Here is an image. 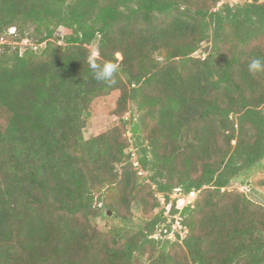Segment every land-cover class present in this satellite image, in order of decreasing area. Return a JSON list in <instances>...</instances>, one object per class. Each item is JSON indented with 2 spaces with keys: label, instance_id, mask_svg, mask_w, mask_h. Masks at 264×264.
<instances>
[{
  "label": "trees",
  "instance_id": "16d2710c",
  "mask_svg": "<svg viewBox=\"0 0 264 264\" xmlns=\"http://www.w3.org/2000/svg\"><path fill=\"white\" fill-rule=\"evenodd\" d=\"M242 1L0 0V40L18 43L0 44V264H264V207L230 190L264 160V71L247 70L264 0ZM92 46L114 84L94 79ZM114 91L120 125L86 139ZM176 189L194 204L179 211ZM145 190L156 217L93 226L103 207L132 220L120 209Z\"/></svg>",
  "mask_w": 264,
  "mask_h": 264
},
{
  "label": "rangeland",
  "instance_id": "374dc122",
  "mask_svg": "<svg viewBox=\"0 0 264 264\" xmlns=\"http://www.w3.org/2000/svg\"><path fill=\"white\" fill-rule=\"evenodd\" d=\"M228 3L235 2H243L242 0H226ZM15 29H12L13 32ZM61 34L65 33V30H60ZM28 41H25L22 45H26ZM9 43L11 46H16L18 43L12 37L6 36L0 40V44ZM206 45H204L205 47ZM93 51H96L95 46H92ZM98 56V53L97 55ZM197 58H204L205 54L203 50L197 52L195 55ZM117 57L121 59V56L118 54ZM120 92L114 91L110 95L103 96L97 98L92 105L90 106L89 113L90 116L88 117V121L86 127L84 128V136L86 139L98 136L102 133H105L116 126L120 125L121 120L116 116L115 109L117 107V101L119 99ZM123 119L125 121L131 122L128 126V133L126 137L128 139H133V130L135 124L137 123V133L139 134V127L137 121V114L136 110L133 106L123 114ZM5 120H2V125H4ZM147 134V132H145ZM133 142V141H132ZM134 158L137 157V152L133 149ZM147 188V187H146ZM148 189V188H147ZM230 190L233 191H240L248 199L256 203L257 205L264 207V160L261 161L259 165H257L254 169H252L248 174L245 176L240 177L239 179L232 182L230 186ZM110 197H107L109 200ZM108 211L107 208L103 207L100 211L99 217H97L93 221V226L99 229L100 231L108 234L112 229L123 227L124 225L136 226L138 223L143 225L144 222L153 219L158 214V209L154 207V200L151 194H149L148 190L141 192L138 194L136 200L131 203V208L128 210L127 208H121L122 216H131L132 220L130 221H123L121 217H119L116 213L108 212V217H105L103 214ZM132 222V223H131ZM185 236V233H183ZM172 255L176 258H185V254L180 249H174L171 251ZM145 255V258H147Z\"/></svg>",
  "mask_w": 264,
  "mask_h": 264
},
{
  "label": "clouds",
  "instance_id": "9594fccd",
  "mask_svg": "<svg viewBox=\"0 0 264 264\" xmlns=\"http://www.w3.org/2000/svg\"><path fill=\"white\" fill-rule=\"evenodd\" d=\"M97 53L94 51L89 57V66L93 71V77L101 83L114 84L115 76L119 71V66L111 61H103L98 63L95 59ZM249 73H257L264 71V59L252 58L247 65Z\"/></svg>",
  "mask_w": 264,
  "mask_h": 264
},
{
  "label": "built area",
  "instance_id": "2783aa9c",
  "mask_svg": "<svg viewBox=\"0 0 264 264\" xmlns=\"http://www.w3.org/2000/svg\"><path fill=\"white\" fill-rule=\"evenodd\" d=\"M137 165V163H136ZM198 191H191L188 194H184L182 189H176L174 194L171 196L172 199L176 200V206L179 211H182L185 207L194 204L198 197ZM162 202L164 203V199L162 198ZM168 212L166 213V215ZM182 225H181V219L180 217H177L176 224L173 225V230L180 229L182 230ZM167 232V231H166ZM183 236V234H181ZM173 237V234L170 235V238Z\"/></svg>",
  "mask_w": 264,
  "mask_h": 264
},
{
  "label": "water",
  "instance_id": "95a60500",
  "mask_svg": "<svg viewBox=\"0 0 264 264\" xmlns=\"http://www.w3.org/2000/svg\"><path fill=\"white\" fill-rule=\"evenodd\" d=\"M13 32H14V31H13ZM134 132L137 133V123L135 124Z\"/></svg>",
  "mask_w": 264,
  "mask_h": 264
}]
</instances>
